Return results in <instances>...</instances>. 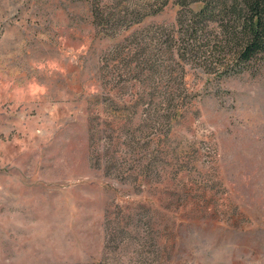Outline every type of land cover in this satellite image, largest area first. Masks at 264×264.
<instances>
[{"label": "rangeland", "instance_id": "obj_1", "mask_svg": "<svg viewBox=\"0 0 264 264\" xmlns=\"http://www.w3.org/2000/svg\"><path fill=\"white\" fill-rule=\"evenodd\" d=\"M203 1L0 0V264H264V56Z\"/></svg>", "mask_w": 264, "mask_h": 264}, {"label": "trees", "instance_id": "obj_2", "mask_svg": "<svg viewBox=\"0 0 264 264\" xmlns=\"http://www.w3.org/2000/svg\"><path fill=\"white\" fill-rule=\"evenodd\" d=\"M203 2L193 20L220 23L222 34L218 43L221 49L215 53L224 58L218 60L220 77L257 70L264 56V0Z\"/></svg>", "mask_w": 264, "mask_h": 264}]
</instances>
